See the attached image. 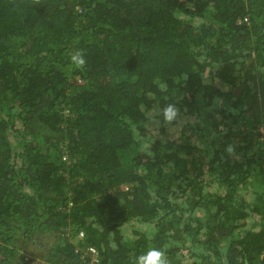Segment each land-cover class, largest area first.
Here are the masks:
<instances>
[{
    "label": "trees",
    "instance_id": "16d2710c",
    "mask_svg": "<svg viewBox=\"0 0 264 264\" xmlns=\"http://www.w3.org/2000/svg\"><path fill=\"white\" fill-rule=\"evenodd\" d=\"M149 252L264 264V0H0V264Z\"/></svg>",
    "mask_w": 264,
    "mask_h": 264
},
{
    "label": "rangeland",
    "instance_id": "374dc122",
    "mask_svg": "<svg viewBox=\"0 0 264 264\" xmlns=\"http://www.w3.org/2000/svg\"><path fill=\"white\" fill-rule=\"evenodd\" d=\"M182 112H184V111H182ZM179 116H177L176 117V119H177V123L176 124H174V126H173V128L170 130V132H178L180 129H181V127H182V125H184V124H186V123H188L189 122V119L188 118H186L185 117V115L183 114V113H180V114H178ZM210 187V188H209ZM207 188H209L210 190L213 188H211V186L210 185H208V187ZM250 192L251 191H249V194H250ZM246 193H248V192H246ZM250 198H252L251 197V195H250ZM131 228V227H130ZM130 228H126L125 229V231H130ZM41 245H43L42 243H40ZM185 252H186V250H185ZM95 255L93 254V257H94ZM185 260H183V262H184ZM182 262V263H183ZM20 264V263H19Z\"/></svg>",
    "mask_w": 264,
    "mask_h": 264
},
{
    "label": "clouds",
    "instance_id": "9594fccd",
    "mask_svg": "<svg viewBox=\"0 0 264 264\" xmlns=\"http://www.w3.org/2000/svg\"><path fill=\"white\" fill-rule=\"evenodd\" d=\"M82 62V60H81ZM172 109L166 108L164 110L165 114L169 113ZM79 237H82V232L79 233ZM93 253V252H92ZM151 252L146 253L143 257L138 258V264H162V260H157L156 258H153L152 260H149V256H151Z\"/></svg>",
    "mask_w": 264,
    "mask_h": 264
},
{
    "label": "built area",
    "instance_id": "2783aa9c",
    "mask_svg": "<svg viewBox=\"0 0 264 264\" xmlns=\"http://www.w3.org/2000/svg\"><path fill=\"white\" fill-rule=\"evenodd\" d=\"M91 249V252H93V254L95 255L93 258H92V262L95 261V257H96V252H95V249L94 248H90ZM90 264H94V263H90Z\"/></svg>",
    "mask_w": 264,
    "mask_h": 264
}]
</instances>
